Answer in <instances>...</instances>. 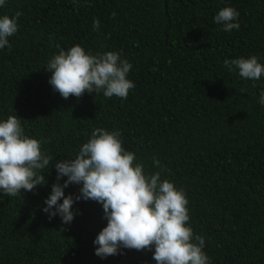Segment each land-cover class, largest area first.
Listing matches in <instances>:
<instances>
[{
	"label": "trees",
	"instance_id": "obj_1",
	"mask_svg": "<svg viewBox=\"0 0 264 264\" xmlns=\"http://www.w3.org/2000/svg\"><path fill=\"white\" fill-rule=\"evenodd\" d=\"M224 7L239 12L238 30L215 22ZM17 11L11 49H0V121L20 118L52 161L45 185L14 197L0 191V264H156L148 251L95 255L107 225L97 202L77 201L67 225L43 211L55 162L74 158L96 128L119 130L146 174L185 190L210 264H264V75L244 79L224 66L253 55L264 64V0H6L0 17ZM75 45L133 65L127 99L53 91L47 64Z\"/></svg>",
	"mask_w": 264,
	"mask_h": 264
},
{
	"label": "clouds",
	"instance_id": "obj_2",
	"mask_svg": "<svg viewBox=\"0 0 264 264\" xmlns=\"http://www.w3.org/2000/svg\"><path fill=\"white\" fill-rule=\"evenodd\" d=\"M5 3L0 0V7ZM22 14L17 11L14 17H0V49H11L9 38L18 32ZM238 17L236 9L224 7L214 20L223 25V31L231 32L240 28L234 22ZM99 25V19L94 18L93 29L98 30ZM224 66L244 79L259 80L264 75V64L255 55L225 60ZM132 67L118 52L93 54L75 45L61 48L46 69L51 73L53 91L64 99L81 98L85 93L127 99L135 87L127 78ZM258 102L264 106V91ZM51 161L42 151V141L25 134L20 118L12 115L0 121V191L5 195L14 197L45 185L43 170ZM153 162L160 167L158 160ZM54 167L57 183L45 199L43 211L50 220L59 215L67 225L74 221L77 201L101 204L107 225L94 240L96 256L106 259L128 249L152 252L156 264H210L205 238L194 235L189 224L185 190L162 179L159 171L146 174L136 154L123 147L119 130L94 129L74 158L56 161ZM64 177L67 179L61 184ZM72 184L82 185L79 194L66 196L65 189Z\"/></svg>",
	"mask_w": 264,
	"mask_h": 264
}]
</instances>
